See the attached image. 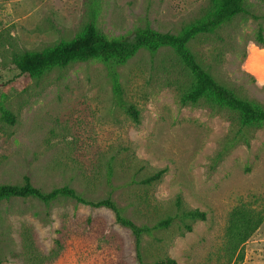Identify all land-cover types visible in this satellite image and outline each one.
Masks as SVG:
<instances>
[{
	"label": "rangeland",
	"instance_id": "1",
	"mask_svg": "<svg viewBox=\"0 0 264 264\" xmlns=\"http://www.w3.org/2000/svg\"><path fill=\"white\" fill-rule=\"evenodd\" d=\"M232 16L188 46L223 85L264 107V0H245ZM211 0H0V183L23 175L43 191L68 185L96 201L109 197L136 224L152 225L198 208L205 219L178 220L143 234L146 262L264 264V220L243 245L224 254L230 209L264 210V124L238 131L234 113L204 101L182 103L191 77L168 46L138 49L114 66L124 102L114 98L106 64L97 57L53 66L38 77L15 69L12 56L80 33L93 20L108 38L148 25L177 32L208 12ZM7 110L13 121L3 115ZM162 169L157 180H143ZM0 264H138L134 238L106 207L71 197L0 200Z\"/></svg>",
	"mask_w": 264,
	"mask_h": 264
},
{
	"label": "trees",
	"instance_id": "2",
	"mask_svg": "<svg viewBox=\"0 0 264 264\" xmlns=\"http://www.w3.org/2000/svg\"><path fill=\"white\" fill-rule=\"evenodd\" d=\"M248 12L245 0H211L207 13L183 25L177 32L159 31L145 25L136 28L129 37L108 38L102 34L93 20L86 23L84 29L68 40H60L42 49L24 50L14 53L12 61L15 69L20 73L38 77L53 66L63 67L75 60H86L92 57L100 58L107 66L112 79V90L115 100L124 110L138 120V110L134 105L123 101L118 73L114 66L126 61L138 49L146 48L154 52L161 46L172 48L182 66L190 74V81L181 86L180 101L182 103H197L204 101L210 106L228 108L239 125L238 131L264 124V107L248 98L238 95L217 81L208 70L197 60L188 43L199 34L213 32L232 16ZM262 27L257 29V41L264 42ZM3 115L13 121V115L3 110ZM163 170L159 169L147 176L143 181L157 180ZM35 197L45 203L59 197H71L93 207H106L113 211L116 223L127 228L134 238L135 255L138 264H176L172 257L156 258L146 262L140 251V239L143 234H150L152 230L168 227L178 220L181 227L190 230V221L205 219L206 214L198 208L184 209L180 206L179 198L175 201L176 211L160 218L152 225L136 224L124 216L114 200L105 197L96 201L87 199L68 185L55 186L47 191L34 186L30 177L23 175L20 184L0 183V200L10 197ZM264 220V210L258 209L246 202H240L228 212L225 226L224 254L228 261L243 258V245Z\"/></svg>",
	"mask_w": 264,
	"mask_h": 264
}]
</instances>
